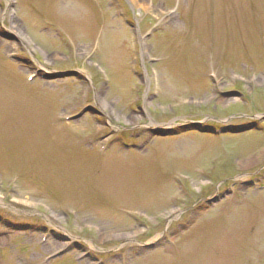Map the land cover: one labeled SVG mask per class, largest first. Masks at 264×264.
<instances>
[{
	"label": "rangeland",
	"instance_id": "obj_1",
	"mask_svg": "<svg viewBox=\"0 0 264 264\" xmlns=\"http://www.w3.org/2000/svg\"><path fill=\"white\" fill-rule=\"evenodd\" d=\"M146 1L131 0L129 8L117 0H0V216L54 227L46 243L37 233L0 228V264H42L64 247L67 254L47 264H264V193L243 185L263 171L264 132L152 136L157 129L182 130L187 120L208 124L211 116L226 127L255 121L241 115L264 113V0ZM165 8L170 13L161 16ZM160 27L165 31L150 49L144 36ZM10 47L50 77H34L6 59ZM153 55L165 57L157 70ZM208 66L218 72L211 81ZM85 107L93 112L68 131L54 121ZM96 128L101 138L85 146ZM116 137L141 149L124 152L113 144ZM103 138L112 149L101 158L96 149ZM200 169L213 181L235 170L247 176L218 188L195 176L189 191L198 198L230 193L195 207L165 178ZM164 209L152 221L140 213ZM163 238L169 243L148 250Z\"/></svg>",
	"mask_w": 264,
	"mask_h": 264
},
{
	"label": "bare ground",
	"instance_id": "obj_2",
	"mask_svg": "<svg viewBox=\"0 0 264 264\" xmlns=\"http://www.w3.org/2000/svg\"><path fill=\"white\" fill-rule=\"evenodd\" d=\"M127 1V3L129 2V0H126Z\"/></svg>",
	"mask_w": 264,
	"mask_h": 264
}]
</instances>
